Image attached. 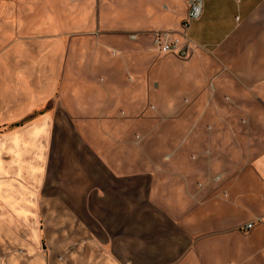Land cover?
<instances>
[{
    "label": "crops",
    "instance_id": "0c3cea01",
    "mask_svg": "<svg viewBox=\"0 0 264 264\" xmlns=\"http://www.w3.org/2000/svg\"><path fill=\"white\" fill-rule=\"evenodd\" d=\"M188 1L0 0V264H264V0Z\"/></svg>",
    "mask_w": 264,
    "mask_h": 264
},
{
    "label": "built area",
    "instance_id": "2783aa9c",
    "mask_svg": "<svg viewBox=\"0 0 264 264\" xmlns=\"http://www.w3.org/2000/svg\"><path fill=\"white\" fill-rule=\"evenodd\" d=\"M201 0H189L188 9L182 20L183 30L179 32H170L167 30L154 31L152 33V42L156 49L161 53H170L177 57H186L192 50L190 40L186 35L189 24L199 18L201 14ZM260 218L252 219L244 224V228H251Z\"/></svg>",
    "mask_w": 264,
    "mask_h": 264
},
{
    "label": "rangeland",
    "instance_id": "374dc122",
    "mask_svg": "<svg viewBox=\"0 0 264 264\" xmlns=\"http://www.w3.org/2000/svg\"><path fill=\"white\" fill-rule=\"evenodd\" d=\"M183 30V26H182V21L180 23V29L176 30L175 32H179ZM192 52L193 50L190 51V53L188 54V56L186 57H177L178 59L180 60H188L191 56H192ZM170 54V53H168ZM175 56V55H173ZM176 67H179V66H176ZM208 87L209 88H213V85H212V82L211 80H208ZM185 100V99H184ZM187 100V99H186ZM156 100L151 96V92L149 91L145 97H144V101H143V107H142V111L144 113V116H147V115H151V114H154L155 112V107H156ZM155 116V115H153ZM203 126H205V129H206V132H213L215 130V125L218 129H223L225 127H232L233 128V131H234V135H236L238 137V141H239V144H240V147L241 148H244L246 149L247 148V145H248V135H247V123L244 122V121H240L238 123H233V124H215L214 122H210V123H205V124H198V128H201ZM165 125H163L161 128H163ZM226 130L229 132L230 129L229 128H226ZM149 132H152V130L150 129ZM151 140L150 138L147 139V146H149ZM259 142V146L264 147V134H262L260 140H258ZM251 142L249 141V144ZM248 221V220H247ZM247 221H244V222H241L238 224V228H239V238H238V242L239 244H246L247 242V233L248 231L253 228L257 222L249 229H246L244 228V224L247 222ZM260 221V220H259Z\"/></svg>",
    "mask_w": 264,
    "mask_h": 264
},
{
    "label": "bare ground",
    "instance_id": "6f19581e",
    "mask_svg": "<svg viewBox=\"0 0 264 264\" xmlns=\"http://www.w3.org/2000/svg\"><path fill=\"white\" fill-rule=\"evenodd\" d=\"M132 247V246H131Z\"/></svg>",
    "mask_w": 264,
    "mask_h": 264
}]
</instances>
